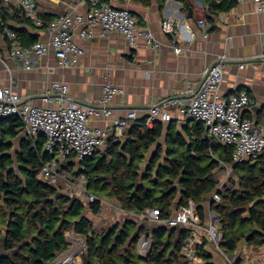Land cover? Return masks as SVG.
<instances>
[{
	"label": "trees",
	"instance_id": "obj_1",
	"mask_svg": "<svg viewBox=\"0 0 264 264\" xmlns=\"http://www.w3.org/2000/svg\"><path fill=\"white\" fill-rule=\"evenodd\" d=\"M178 1L190 6L189 0ZM238 1L203 0L207 20L214 21ZM39 16L45 25L54 18L50 14ZM11 22L33 24L22 9H11L1 0L0 32L8 45L12 41L7 30L14 31L24 46L38 39L26 27ZM263 115L264 106L256 119ZM147 119H134L121 138H109L102 151L97 150L81 163L71 158L64 165L76 175L89 177V190L100 197L94 203L73 199L42 180V164L51 159L44 150V135L23 137L15 149L12 139L20 135L24 123L17 115L4 119L6 139L0 142V264H49L68 249L69 230L87 236L84 264H193L182 254L190 234L186 226H154L152 250L144 260L138 257L137 245L148 224L138 227L129 218L96 229L87 214H99L101 198L115 200L128 211L159 208L163 219L172 215L174 205L192 199L204 220V202L218 191L221 199L211 207L220 219L221 247L234 254L242 242L264 245V150L236 163L234 147L207 136L200 122L188 120L179 127L174 119H157L149 127ZM221 163L231 165L233 173L219 188L217 172ZM198 254L202 260L211 257L204 248Z\"/></svg>",
	"mask_w": 264,
	"mask_h": 264
},
{
	"label": "crops",
	"instance_id": "obj_2",
	"mask_svg": "<svg viewBox=\"0 0 264 264\" xmlns=\"http://www.w3.org/2000/svg\"><path fill=\"white\" fill-rule=\"evenodd\" d=\"M103 1L131 10L138 20V28L151 31L161 41L160 47L152 48L144 37H140L135 45H131L123 34L104 33L99 27L94 28L91 36L84 37L80 34L83 24L77 23L69 29L77 44L84 48V54L77 65L61 66L55 52L50 50L36 61L32 68L27 69L9 54L11 44L8 45L5 36L0 32V84H10L13 80L14 91L35 105L57 107L72 101L82 106H91L99 103L102 86L107 79L113 85L122 87L124 94L114 96L111 116L95 117L91 124L110 128L115 118H127L130 110L137 111V118L146 117L152 104L174 97H184L185 88L192 84L199 85L210 66L224 57L222 94L227 96L234 90H248L255 103L246 107L242 116L256 122H264V115L257 120L253 110L256 105L264 106V12L255 10L253 0H239L237 5L221 12L212 22L206 18L203 0H189V7L178 0H151L149 5L135 0ZM90 8V0L37 1L38 15L50 14L53 19L67 13L74 18H85ZM167 18L175 20L174 34L162 28L163 21ZM198 19L206 20L207 33L198 24ZM11 23L17 27H26L30 33L38 35L35 42L49 40L48 24L37 27L35 24ZM176 47H181L182 51L178 53ZM259 57L263 58L250 60ZM55 81L68 84L69 92L65 95L51 93L52 83ZM47 93L53 97L52 102L45 100ZM171 110L170 120H176L179 127L188 121L176 107ZM133 120L128 119V124ZM3 127L1 123L0 142L6 139ZM23 137H29L25 125L20 135L12 139L15 149L19 148ZM225 168H230L233 173L231 165L221 163L220 169ZM230 176L231 174L228 178ZM227 180L219 179V187L221 188ZM211 195L204 202L206 214ZM105 199L107 202H102L98 215L90 211L87 214L96 229L113 226L129 218L133 219L138 227L147 224L133 214L151 209L132 210L127 216L120 211L119 207L122 206L118 202L111 200L115 203L114 206H118L112 208L110 199ZM178 206L172 207V215ZM120 212L122 217L118 220L116 218L121 216ZM100 216L106 221H114L109 226L104 223L102 227V221L98 220ZM199 247L211 254L209 259L204 260L205 264H228L226 257L230 258L233 264L264 262V245L250 246L242 242L237 251L230 254L221 245L218 246L214 241L204 238Z\"/></svg>",
	"mask_w": 264,
	"mask_h": 264
},
{
	"label": "built area",
	"instance_id": "obj_3",
	"mask_svg": "<svg viewBox=\"0 0 264 264\" xmlns=\"http://www.w3.org/2000/svg\"><path fill=\"white\" fill-rule=\"evenodd\" d=\"M3 1L11 9H22L37 27L45 25L37 12V0ZM253 2L257 12H264V0H253ZM90 4L91 8L85 18L81 16L74 18L67 13L53 19L47 25L49 40H39L32 45L24 46L17 39L16 33L8 30L7 34L12 41L9 54L18 59L25 68L30 69L36 61L53 50L61 66H75L84 54V48L77 44L69 31L77 23L83 24L80 34L84 37L91 36L94 28L99 27L104 33L123 34L131 45H135L140 37H144L152 48L160 47L161 41L151 31L138 28V20L131 10L113 6L102 0H90ZM198 24L207 33L206 20L198 19ZM162 28L174 34L175 20L165 19ZM175 49L178 53L182 51L181 47ZM223 58L212 65L201 85H188L184 90V97H174L152 104L147 125L152 127L157 119L169 121L172 118L171 109L176 107L186 120L202 123L211 138L222 144L232 145L233 160L240 163L257 156L264 150V122H256L242 116L243 110L255 103L248 90H234L227 96L222 94L225 67ZM241 66L243 67L244 64ZM12 83L13 80L10 84H0V124L4 119L17 115L24 123L29 136L44 135V150L51 155V159L42 164V180L56 186L73 199H80L85 203H94L100 199L89 190V177L86 174L72 176V171L65 169L64 165L71 158L81 163L92 156L98 146L105 144L109 138L118 139L123 136L129 125L128 119L137 118L135 109L128 112L127 118H115L110 128L93 126L91 120L95 117L111 116L113 114L112 100L114 96L124 94V89L106 79L98 104L82 106L71 101L52 107L33 104L14 91ZM69 90L68 84L59 81L52 83L51 93L65 95ZM45 100L52 102L53 97L47 93ZM80 166L84 167L83 164ZM220 199L218 191L212 193L204 220L201 218L198 205L192 199L187 204H180L174 214L167 219L161 217L159 208L133 214L148 224V229L138 241V257L145 259L150 254L154 242L153 227L155 225L165 224L168 227L183 225L190 229V234L182 254L190 258L193 264H205L198 254L203 239L208 238L218 246L223 239L219 216L211 207L213 202H218ZM101 201L107 202L105 198H101ZM119 209L127 216L131 214V211L121 207ZM66 239L69 243L68 249L49 264H83L87 236L69 230L66 232ZM226 258L228 264H233L230 258ZM255 264H264V262Z\"/></svg>",
	"mask_w": 264,
	"mask_h": 264
},
{
	"label": "rangeland",
	"instance_id": "obj_4",
	"mask_svg": "<svg viewBox=\"0 0 264 264\" xmlns=\"http://www.w3.org/2000/svg\"><path fill=\"white\" fill-rule=\"evenodd\" d=\"M104 147H105V144H102V145H100V146H98V150H103L104 149ZM78 166H79V164H78ZM78 166H76L77 167V169H78ZM217 174H218V178L220 179V181L221 180H227V178H228V176L231 174L232 175V173H231V169L230 168H225L224 170H219L218 172H217ZM72 176H75L74 175V173H73V175ZM77 176H79V174H77ZM109 202H111V204H113L112 205V208H114V202L113 201H111V200H109ZM121 213V212H120ZM117 215V214H116ZM117 217V216H116ZM121 217H122V213H121V216L119 215V217L118 218H116V219H120L121 220ZM99 222L100 221H102L101 222V226L104 224V223H106V226H109V225H111L112 223H113V221H114V219L113 220H109V221H106V220H104L103 218H102V216H100L99 217ZM123 221V220H122ZM98 222V223H99ZM103 227V226H102ZM99 228V227H98ZM83 261V260H82ZM83 264H84V262H83Z\"/></svg>",
	"mask_w": 264,
	"mask_h": 264
},
{
	"label": "water",
	"instance_id": "obj_5",
	"mask_svg": "<svg viewBox=\"0 0 264 264\" xmlns=\"http://www.w3.org/2000/svg\"><path fill=\"white\" fill-rule=\"evenodd\" d=\"M0 3H1V0H0ZM190 12H192V9H190ZM190 16V15H189ZM261 58H263V57H259V58H256V59H250V60H260ZM214 64V63H213ZM212 64V65H213ZM212 65L210 66V68L212 67ZM210 68H209V70H210ZM208 70V71H209ZM207 71V72H208ZM206 76V75H205ZM203 81H201V83H202ZM201 83L199 84V85H201ZM262 107H260V106H254L253 107V110L255 111V113H257L260 109H261ZM140 259H143L144 260V258H140ZM141 264H149V263H146V262H143V263H141Z\"/></svg>",
	"mask_w": 264,
	"mask_h": 264
}]
</instances>
